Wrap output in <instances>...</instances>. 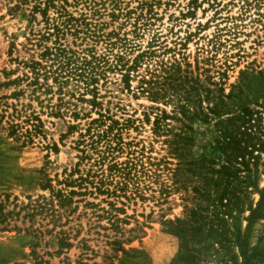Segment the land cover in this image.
<instances>
[{"label": "rangeland", "instance_id": "374dc122", "mask_svg": "<svg viewBox=\"0 0 264 264\" xmlns=\"http://www.w3.org/2000/svg\"><path fill=\"white\" fill-rule=\"evenodd\" d=\"M3 2L0 0V82L3 70L16 69L14 59L23 61L29 54L35 58L38 50L27 53L30 47L26 39L29 31L41 32L43 28L38 15L32 22L25 17L26 12L6 15ZM68 10L72 17L85 14L86 22L95 24L94 38H89L87 44L90 47L93 42L96 56L106 54L111 61L109 54L119 51L116 50L119 43L111 46L115 36L120 43L125 40L121 53L123 62L129 65L136 54L147 50L149 39L155 35L154 46L148 49L153 57L130 73L127 90L122 70L106 72L96 84L95 101L100 110L86 102L89 93L72 90L70 85L62 88L60 94L53 87L52 93L39 96L38 101L28 98V93L19 97L18 102L6 101L17 103V108L26 106L27 113L38 115L42 126L31 144L7 151L0 144V215L6 222L0 224V264H168L177 252V239L167 232L165 221L185 217L186 209L193 204L190 189L198 182L197 174L185 172L182 189L170 186L165 202L162 199L133 202L95 195L93 186L99 180L103 186L110 182L107 166L123 162L127 156L123 150L117 155L113 153L112 158L99 157L92 149L94 144L89 147L90 141L95 140L92 134L95 126L88 123L99 112L117 121L120 143H137L135 152L143 147L144 156L164 157V146L159 139H153L150 123L157 113L154 108L169 115L173 104L178 103L177 98L167 97L164 102L154 104L135 92L137 79L147 69H157L155 64L162 61L167 66L174 64L180 70H189L200 82L209 80L211 85L206 87L210 95L217 94L218 84H222L223 95H236V100L260 113L250 123L253 130L263 133L264 111L258 106L264 101V0H120L114 11L106 2L103 10L92 17L81 5ZM145 10H149L152 18L144 22L145 26H141L143 20L138 18L133 27L137 14ZM63 44L76 52L84 48V41L73 35H66ZM109 46L113 47L111 52ZM20 72L18 69L15 75ZM190 87L195 90L191 91L194 98L203 95L197 87ZM12 90L13 87H0V95L7 96ZM236 100L229 99L226 104H235ZM189 107L195 109L198 105L195 102ZM50 110L56 115H50ZM167 123L178 126L171 120ZM107 124L105 121L104 126ZM188 126L192 129L189 151L197 160L209 141L210 125L193 121ZM6 143L10 146L9 139ZM95 148L102 151L103 141L99 140ZM207 176L214 178V174ZM167 178L161 174L158 182L171 184ZM47 179L53 193L35 185ZM70 181H74L72 187L65 188L63 183ZM263 184L262 178L260 185ZM157 186L151 188L157 190ZM59 189L75 194L59 200L55 192ZM130 238L129 243L121 246L125 254L111 244L113 239ZM60 239H66L70 247L60 249L57 245ZM200 264L216 262L210 255Z\"/></svg>", "mask_w": 264, "mask_h": 264}, {"label": "trees", "instance_id": "16d2710c", "mask_svg": "<svg viewBox=\"0 0 264 264\" xmlns=\"http://www.w3.org/2000/svg\"><path fill=\"white\" fill-rule=\"evenodd\" d=\"M119 1L4 0L6 15L11 17L16 13L26 12L25 17L29 22L34 21L38 15L43 24L41 32L29 31V37L26 39L30 47L26 50L27 53L38 50L35 58L29 54L26 60L14 59L16 69L7 72L3 70L2 73L3 81L0 82V87L4 89L13 87L7 96L0 95V144L6 151L31 144L40 134L42 126L38 115L33 112L27 113L26 106L19 105L17 108V103L7 104V100L18 102L19 97L28 93V98L38 101L39 96L52 93L53 87H56L57 94H60L62 88L70 85L72 90L82 89V92L89 93L90 99L86 102L91 108L97 107L100 110L99 103L95 101L96 84L98 80L104 78L106 72L122 70L121 78L127 90L130 87L128 85L130 73L136 72L140 66L151 60L153 52L148 49L154 46L155 35L149 39L147 50L136 54L129 65L125 63L126 61L123 62L124 56L121 53L125 40L122 39L123 43H120L115 36L111 46L119 43L116 47L119 51L109 54L111 61L106 54L96 56L92 50L93 42L90 47L87 44L89 38H94L95 24L86 22L85 14H80L78 18L72 17L68 10L70 7L81 5L92 17L97 16L100 9L103 10L106 2L114 11ZM138 18L143 20L141 26H145L152 17L149 10H145L143 14L139 12L134 19L133 27ZM66 35L79 37L80 42L84 41V48L76 52L65 47L63 40ZM112 48L109 46L108 52H111ZM155 65L157 69H147L144 76L137 79L135 92L154 104L156 101L164 102L167 97L177 98L178 103L173 104V111L169 115L154 108L157 113H154L150 123L151 135L153 139L160 140L159 143L164 146L165 156L159 159L144 156L143 147L135 152L134 147L137 143H120L117 121L97 112V118L88 123L95 126L93 128L95 132L92 133L95 134L93 136L95 140L90 141L89 147L94 144L92 149L100 155L99 157L104 155L112 158L113 153L117 155L123 150L127 157L123 162H111L107 166L110 182L105 184L107 185L105 187L99 180L93 186L95 195L133 202L155 199H162V202H165L171 191L170 186L182 189L186 179L184 173H196L198 182L190 189L194 195L193 204L186 209L185 217L165 221L167 232L177 239V252L168 264H200L210 255L216 264H264V184L260 185L262 178L264 179V132L253 130L254 127L250 123L254 122L256 115L260 113L236 100V95H223L220 88L222 84H218L217 94L210 95L206 87L211 85L209 80L200 82L193 78L189 70H180L178 65L167 66L162 61ZM18 69L21 71L19 76L15 75ZM13 75L14 78L10 79ZM187 84L197 87L203 95L196 94L194 98L191 91L195 90ZM229 99H235L236 103L228 106L226 101ZM195 102L198 107L190 108L189 106ZM200 104L205 106L200 107ZM259 105L258 107L264 111V101ZM229 110L232 111L227 112ZM52 113L50 110V115H56ZM253 116L256 118L252 119ZM167 120L177 122L178 126L168 125ZM105 121L108 122L106 126ZM193 121L210 125L211 130L209 141L203 149L204 153L197 160H194L189 151L192 129L188 124ZM145 122H148L147 117ZM88 129L89 127L86 130ZM8 139L10 146L6 143ZM99 140L103 141L102 151L95 148ZM207 165L210 167H205ZM200 170L205 172L200 173ZM161 174H165L171 184L159 183ZM208 174H214V178L207 176ZM47 183H50V180L35 185L40 190H49L53 193L54 188ZM73 184L74 181H70L67 184L63 183V186L68 188ZM154 184L158 185L157 190L151 188ZM110 185L111 189L108 188ZM55 192L59 200H65L66 196L75 194L73 191L63 192L61 189ZM107 205L111 206L110 203ZM113 221L117 222V218ZM4 223L5 217L0 215V224ZM242 223L244 226L241 228ZM131 239H113L111 244L115 245L116 251L125 254L126 251L121 246L129 243ZM57 245L60 249L70 247L66 239L58 240Z\"/></svg>", "mask_w": 264, "mask_h": 264}]
</instances>
